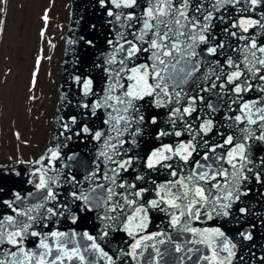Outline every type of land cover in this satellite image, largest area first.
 I'll list each match as a JSON object with an SVG mask.
<instances>
[{"label": "snow or ice", "instance_id": "snow-or-ice-1", "mask_svg": "<svg viewBox=\"0 0 264 264\" xmlns=\"http://www.w3.org/2000/svg\"><path fill=\"white\" fill-rule=\"evenodd\" d=\"M99 3L112 18L109 23L114 25L116 35L108 40L111 51L104 60L107 76L103 95L98 96L92 90V81L87 80L83 84L85 95L91 93L97 98L80 106L87 110L82 114L85 118L103 112L108 129L93 131L84 123L74 131L76 116L70 117V123L61 117L60 127L69 133L64 137L66 141L89 135L102 147L80 178L73 174V164L69 163L76 161L78 153L67 156L65 162L59 145L31 162L35 180L29 183L38 195L16 191L14 199L0 201L12 213L0 215V264H99L101 260L106 264H120L122 260L123 264L129 260L135 264H160L163 253L158 245L164 244L165 238L171 241V236L164 231L147 232L152 209L167 215L169 227L189 234L174 247L182 254L181 264H233L236 245L225 233L220 228L201 229L193 224L201 220L202 214L207 219L230 216L232 204L247 195L242 191L249 180L246 173H251L257 182L264 176V167L258 171L248 167L254 163L249 141L264 142V42H258L255 33L244 35L225 28L228 36L244 43L227 45L240 55L226 56L221 63L226 44L214 43L210 29L213 20L224 21L223 14L214 13L226 11L228 5H239V12L255 13L264 7V0H207V6L205 0ZM260 17L239 19L231 27L239 29V33L257 28L264 31V12ZM43 19L47 21V15ZM252 92L257 93L256 98L245 99ZM211 96L220 102L227 97V110L239 113L226 117L232 121L228 127L233 134L217 130L222 143L205 139L216 127L212 117L219 111V104ZM149 107L167 109L165 127L157 132L158 139L185 134L190 139L179 141L175 147L164 144L141 161L138 155H129L132 146L138 145L137 138L145 125L161 123L159 112L146 115ZM201 113L205 114L203 118ZM196 121H200L199 126H194ZM236 133L241 135L236 137ZM60 135L64 136V132ZM125 144L129 147L125 148ZM226 145L231 146L228 151H217ZM141 163L147 170L166 169L174 179L156 185L139 170ZM260 163L264 165V157ZM130 169L136 172L132 181L122 175ZM140 181L142 185L137 183ZM65 187L66 196L60 191ZM148 193H154L155 198L148 199ZM30 197L32 203L27 202ZM86 211H95L102 221L99 237L88 232L80 234L90 243L81 246L75 231L44 230L49 224L58 225L63 217L75 224L79 214ZM245 211L240 208L241 213ZM117 230L126 233L132 243L128 250L120 248L109 255L97 241ZM245 238L250 240L252 236ZM148 248L154 250V257L142 262Z\"/></svg>", "mask_w": 264, "mask_h": 264}, {"label": "water", "instance_id": "water-1", "mask_svg": "<svg viewBox=\"0 0 264 264\" xmlns=\"http://www.w3.org/2000/svg\"><path fill=\"white\" fill-rule=\"evenodd\" d=\"M193 2L199 3L200 0H193ZM141 3H143V0H141ZM205 4L207 6V0H205ZM239 7L237 5L236 8H233L231 5H228L226 11L222 9L221 12L214 13L216 16L223 14L225 17L224 21L219 19L213 20V27L210 29L211 36L215 37L214 43L223 41L226 44L225 56L220 57L221 63H223L226 56H233L235 58L237 55H240L238 52H233L227 45L231 44L235 47L238 44L244 43L243 41H238L236 37L228 36L224 31L225 28H229L230 31H236L238 34L249 35L255 33L257 41L264 42V31L258 28L250 29L249 33H239V29L231 27L234 22L248 16L260 19V13L264 12V7L258 8L255 13L239 12ZM70 8L69 22L63 36L64 55L60 65L59 98L50 137L34 159L28 162L0 166V177H4L3 180H0V185H2L0 201L14 199L13 192L16 191L22 195H27L29 192L38 195L33 184L29 183L30 179L35 180V177L32 176L33 164L31 162L39 159L48 148L55 149L59 145L61 156L65 159V162H67V156L72 153H78L76 161L69 163L73 164V174L78 175V178H80L85 174L89 166L92 165L93 160L102 147L99 142L93 140L89 135L73 136L71 140L66 141L64 137L68 136L69 133L60 127V118H63V122L70 123V117L76 116L78 124L73 126L74 131L84 123H87L93 131L108 129V126L103 123L105 118L103 112H97L96 116L89 114L85 118L82 114L87 110L83 109L80 105L83 102H89L97 98L92 96L91 93L85 95L83 84L87 80L92 81V90L98 96L103 95L107 76L104 71V60L111 51L108 40L114 39L116 33L113 30L114 25L109 23L112 18L107 15V9L100 5L99 0H71ZM88 41H92V44H89ZM201 47L203 48L205 45H201ZM203 95L208 96L207 93H203ZM256 95L257 93L255 92L248 93L245 99H255ZM209 98L215 104H219V111L212 117L216 123V127L205 136V139H210V142L213 144L222 143L223 137L216 135L217 130L224 134H233V130L228 127L232 121L226 119V117L239 113L227 110V97H225L224 102L218 101L215 96ZM231 107L236 108V105H231ZM156 112L161 114L159 117L161 121L160 125H145L143 134L137 138L138 145L132 146V151L129 152V155H138L141 161L146 160L154 149L164 144H172L175 147L179 141L190 139L187 134L182 137L169 136L158 139L157 132L160 128L165 127L163 121L167 119V109H153L149 107L146 110V115ZM204 115V113H201L202 118ZM199 124L200 121H196L194 126H199ZM239 127L243 128L245 125H239ZM62 131L64 132V136L60 135ZM240 135V133H236V137ZM249 144L251 145L250 157L254 163L248 165V167L253 168V171H258L261 167H264L260 163V159L264 157V142L249 141ZM124 147L128 148L129 145L125 144ZM230 148L231 146L226 145L224 149L218 148L217 151L224 152ZM59 163L58 161L57 164L59 165ZM166 163H171V161H166ZM224 167L228 168L230 166L225 164ZM139 170L146 172V179L150 181L154 180L156 185L164 183L169 179H174L168 175V170L163 168L158 167V169L147 170L144 168L143 163H141ZM16 173H19V175ZM246 174L249 175V180L242 186V191L247 192V195H242L239 201L232 204L230 216H214L212 219H207L202 214L201 220L194 222L193 226L201 229L220 228L231 242L236 245V256L233 264H264V176L261 177V182H257L251 173ZM122 175L129 181H132L135 178L136 172L130 169L128 172L122 173ZM137 183L142 185L143 181ZM85 187H87V184H85ZM60 191L65 196L67 195L66 187L61 188ZM146 196L148 199L155 198L154 193H148ZM27 202L32 203V198L30 197ZM240 208H244L246 211L241 213ZM6 214H12L11 209L7 205L0 203V215ZM79 217L75 224L72 223L70 218L63 217L60 219L58 225L49 224V227L44 230L75 231L77 233L76 238L80 240L81 246H83V244L90 242L82 239L80 234L88 232L91 235L99 237L102 221L97 218L95 211L82 212L79 214ZM149 219L150 223L148 224L147 232L158 233L164 231L168 236H171V241L165 238V243L158 245L161 253H163L160 264H181L179 257L182 254L175 252L174 247L176 244H182L189 234L178 232L169 227L167 215L158 210H150ZM241 233H244V235H241ZM248 234L252 236V239L245 238ZM97 242L101 244V247L109 255H114L117 249L123 248L128 250V245L132 243V240L126 233L117 230L110 232L109 236L104 237L103 241L98 240ZM28 243L30 247L33 246L31 241ZM203 250L207 251L206 249ZM153 257L154 250L148 248L144 252L142 262L144 259L151 260ZM193 259H195V256ZM99 264H106V262L101 260ZM120 264H123V260ZM128 264H135V262L129 260ZM185 264H191V262L185 261Z\"/></svg>", "mask_w": 264, "mask_h": 264}, {"label": "rangeland", "instance_id": "rangeland-1", "mask_svg": "<svg viewBox=\"0 0 264 264\" xmlns=\"http://www.w3.org/2000/svg\"><path fill=\"white\" fill-rule=\"evenodd\" d=\"M57 1L0 0V166L34 159L49 139L67 23Z\"/></svg>", "mask_w": 264, "mask_h": 264}, {"label": "bare ground", "instance_id": "bare-ground-1", "mask_svg": "<svg viewBox=\"0 0 264 264\" xmlns=\"http://www.w3.org/2000/svg\"><path fill=\"white\" fill-rule=\"evenodd\" d=\"M71 1V0H70ZM68 2V1H67ZM65 3V2H64ZM64 3H62V0H58L57 2H56V9H55V11H57V14L58 15H60V14H62L63 12L65 13V15H66V19H67V23H66V28H67V25H68V22H69V14H70V5H69V14L67 13V9H66V5H64ZM66 28H65V31H66ZM64 34H65V32H64ZM64 34H63V36H64ZM63 55H64V42H63V51H62V57H61V61H62V59H63ZM59 58H60V56H59ZM56 60V59H55ZM58 60V59H57ZM57 63H58V61H57ZM57 63H55V65L57 64ZM54 65V64H53ZM61 65V64H60ZM55 67H57V65L55 66ZM50 71H52V70H50ZM54 73H56L57 74V71H56V68H55V72ZM60 73H61V66H60ZM53 75V74H52ZM52 79V78H51ZM50 79V80H51ZM56 80V79H55ZM54 81V80H53ZM59 81H60V75H59ZM46 85H47V79H46ZM49 88H51V86H50V84H49ZM55 97V96H54ZM58 98H59V83H58V95L56 96V98L55 99H57V102H58ZM57 102L55 101V110H56V106H57ZM52 112V111H51ZM54 114H55V111L53 112V119H54ZM53 119H52V122H53ZM51 127H52V123H51ZM50 137V136H49ZM43 149V148H42ZM38 155V154H37Z\"/></svg>", "mask_w": 264, "mask_h": 264}]
</instances>
